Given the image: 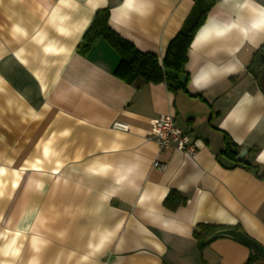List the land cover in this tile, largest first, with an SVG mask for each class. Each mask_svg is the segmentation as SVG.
Returning <instances> with one entry per match:
<instances>
[{
	"label": "crops",
	"instance_id": "0c3cea01",
	"mask_svg": "<svg viewBox=\"0 0 264 264\" xmlns=\"http://www.w3.org/2000/svg\"><path fill=\"white\" fill-rule=\"evenodd\" d=\"M205 5L185 91L126 84L102 40L78 52L107 9L116 34L161 62ZM263 45L264 0H0V264L247 261L249 249L226 237L199 252L200 224L264 248ZM164 114L195 140L192 157L146 139ZM225 136L258 171L221 154ZM170 191L185 199L173 211Z\"/></svg>",
	"mask_w": 264,
	"mask_h": 264
},
{
	"label": "trees",
	"instance_id": "16d2710c",
	"mask_svg": "<svg viewBox=\"0 0 264 264\" xmlns=\"http://www.w3.org/2000/svg\"><path fill=\"white\" fill-rule=\"evenodd\" d=\"M209 1L213 4L215 0ZM208 9L209 5L203 6L187 21L182 30L169 43L161 62H159L155 54L140 52L133 44L116 34L108 25L109 15L107 9L96 11L91 25L84 33L82 42L78 46V52L85 55L97 41L102 40L118 55L119 60L114 69V76L126 84L131 85L136 81L145 84L164 83L167 90L171 93L185 91L188 78L187 73L184 71L187 61V51L196 31L204 22ZM250 69L253 72L254 67ZM182 76H184L183 79ZM260 85L264 93V83L261 81ZM239 150V147L228 136L224 137V149L221 154L235 162L236 165H242L247 170L258 171L257 166L245 163L244 160H237ZM258 177L263 178L264 172H261ZM184 202L185 199L177 192L170 191L163 204L167 209L173 211L179 205L184 204ZM220 230H223V228L210 225H197L192 236L196 241L198 251L201 252L211 242L222 238V236L216 235V232ZM250 240L253 241L252 239ZM249 251L250 255L244 264H253L261 259L259 256L252 254L250 249Z\"/></svg>",
	"mask_w": 264,
	"mask_h": 264
},
{
	"label": "built area",
	"instance_id": "2783aa9c",
	"mask_svg": "<svg viewBox=\"0 0 264 264\" xmlns=\"http://www.w3.org/2000/svg\"><path fill=\"white\" fill-rule=\"evenodd\" d=\"M150 132L146 137L156 143L159 151L173 150L192 157L196 151L197 146L195 140L190 135L182 131L175 123L174 117L171 114L160 115L159 117L150 121ZM115 129L126 130L125 125L115 123ZM153 167L163 169V165L154 163Z\"/></svg>",
	"mask_w": 264,
	"mask_h": 264
},
{
	"label": "water",
	"instance_id": "95a60500",
	"mask_svg": "<svg viewBox=\"0 0 264 264\" xmlns=\"http://www.w3.org/2000/svg\"><path fill=\"white\" fill-rule=\"evenodd\" d=\"M258 62L261 67L260 76L262 79V77L264 76V45L260 50ZM245 153L246 150H241L237 159L241 160L244 157ZM216 235L236 240L242 245L248 247L251 250L252 254L259 256L261 259H264V248L251 241L242 231L236 229H223L216 232Z\"/></svg>",
	"mask_w": 264,
	"mask_h": 264
}]
</instances>
